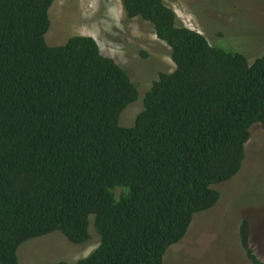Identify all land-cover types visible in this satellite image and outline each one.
Masks as SVG:
<instances>
[{"label":"trees","instance_id":"obj_1","mask_svg":"<svg viewBox=\"0 0 264 264\" xmlns=\"http://www.w3.org/2000/svg\"><path fill=\"white\" fill-rule=\"evenodd\" d=\"M56 1L0 0V264L52 233L84 244L93 223L100 245L77 264H166L194 215L218 203L213 186L244 168L251 129L264 124V49L251 62L182 25L165 0H121L176 66L126 128L137 87L93 37L48 45ZM239 238L264 264L248 219Z\"/></svg>","mask_w":264,"mask_h":264},{"label":"rangeland","instance_id":"obj_2","mask_svg":"<svg viewBox=\"0 0 264 264\" xmlns=\"http://www.w3.org/2000/svg\"><path fill=\"white\" fill-rule=\"evenodd\" d=\"M165 2L182 25L206 36L211 45L220 42L215 46L248 54L251 62L264 49L263 0ZM49 17V46L73 36L93 37L102 54L128 73L139 95L123 113L120 126L133 127L159 74L176 69L168 45L149 23L127 19L121 0H57ZM245 151L243 170L232 181L213 186L221 194L218 203L194 215L185 238L167 251L166 264H251L239 238L243 219L250 221L251 247L264 261V124L252 127ZM89 232L84 244L71 243L61 233L30 241L19 249V264H77L100 245L94 223Z\"/></svg>","mask_w":264,"mask_h":264}]
</instances>
